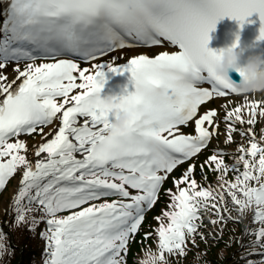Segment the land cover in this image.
Instances as JSON below:
<instances>
[{
	"label": "snow or ice",
	"instance_id": "6c2138e0",
	"mask_svg": "<svg viewBox=\"0 0 264 264\" xmlns=\"http://www.w3.org/2000/svg\"><path fill=\"white\" fill-rule=\"evenodd\" d=\"M253 13L264 22V0H9L0 22V191L22 170L15 199L18 219L24 220L20 205L25 197L50 217V234L44 233L47 264H124L121 253L141 227L146 208L157 202L168 175L196 157L214 134L210 128H218L217 111L201 114V106L236 93L230 77L215 73L218 51L208 46L210 33L225 16L243 28ZM258 39L264 40V23ZM137 45L178 50L142 54L120 66L95 65L92 74L72 59H58L75 54L95 60ZM41 57L54 62L35 64ZM25 59L32 63L24 69L17 64L11 80L3 73L9 62ZM109 71L131 72L135 84V91L117 99L121 110L135 108L138 119L119 134L109 133L115 117L101 95ZM76 89L81 91L73 94ZM245 107L249 125L255 123L257 108L264 116V101L245 99L225 116L230 122L226 142L232 141V123L245 122ZM56 120L60 126L46 132ZM189 123L195 124L196 135L182 133ZM22 134H39L43 140L34 151L35 163L21 154L28 151L26 141L18 139ZM12 137L17 139L10 142ZM238 151L236 163L244 170L226 182L228 195L241 210L254 204L255 219L264 224V136L258 141L253 135L250 146L241 144ZM208 159L217 171L229 170L222 154ZM195 167L189 165L175 181L178 194L169 190L174 210L163 213L169 223L158 229L160 260L165 252L183 254L186 238L195 242L202 226L199 209H215L223 219L220 207L208 203L216 199L212 190H197L190 178ZM218 195L224 200L223 193ZM110 196L120 199L95 203ZM256 235V243L264 242V227Z\"/></svg>",
	"mask_w": 264,
	"mask_h": 264
},
{
	"label": "rangeland",
	"instance_id": "374dc122",
	"mask_svg": "<svg viewBox=\"0 0 264 264\" xmlns=\"http://www.w3.org/2000/svg\"><path fill=\"white\" fill-rule=\"evenodd\" d=\"M158 50L161 51L162 48L155 47L154 49H150V48H147L144 46H142V47L136 46L133 48H129V50L123 49L120 51H116L114 54L111 55L110 59L107 61L105 60V58L102 59L103 61L99 64H105V63H112L113 64L114 63L113 61H115L113 59L127 58L128 55H131V54H134V55H137V54L155 55ZM124 55H125V57H123ZM127 60H128V58L121 61V62H126ZM46 61L47 60H43V59L35 60V64L45 63ZM28 63H32V61L9 62L6 66V68L3 69L2 71L11 80L14 75L15 76L17 75L16 72H14V68L17 66V64L20 65V68L24 69ZM99 64H97V65H99ZM88 66H89L88 69L90 71H89V73H86V74H91V73L95 72L96 70H98L95 68V64H91ZM79 82H81V81H79ZM79 91H81V90L76 89V90H74L73 94H76V92H79ZM254 95L255 94L239 95L238 97L237 96L235 97V95H232V96H229L227 98H225L226 96L223 98H215V100H214V103H215L214 106L217 107V109H219L220 120L218 122V127L220 128L223 126L222 127L223 129L219 130L217 132V135H215V131L213 129H211V131H213L214 134H213V137H212L210 143L207 146H211V147L215 148V150H217L218 152H220L222 154H224V153H228V155L230 154V156H228V157H224L222 155L224 163L229 166V170L226 173L224 172L223 168L221 170L217 171L215 169L214 162L209 161L207 163V161H206L207 158H203L202 159L203 162H200V160H196V162L198 163L199 170L201 169L200 171H203V173H204V179H205L204 183L206 185V187H204V188H210L213 192V196L216 197L215 200L210 199L208 201V203L210 205L211 204H217L218 207H220V209H221L222 215L225 214L223 212L228 211L226 213L227 215L232 214L233 217H235V215H239L241 218H245L247 222L258 223L259 221H257L255 219L256 206L253 204V205H250L249 207L241 210L239 208V206L235 205L232 202L231 197L228 195V186L226 183L227 181H234L236 176L239 173L243 172L244 169H243L242 163H240V164L236 163L237 157L241 154L238 151V149H239L241 144L244 145L245 148H247L248 146H246V145L250 144L249 143L250 141H249V139H247L245 137H246V135H248V137H249V135L253 136L254 134L253 135L248 134V132L246 131L247 130V124L245 125V122L244 123L234 122L232 124L236 125V126H232L235 129V131L232 132V141L226 142L227 141V135H228V127H229V125H227V124H229V122L223 119L224 115H226V113L223 110H227V112H228L229 108L230 107L235 108V107H232V105H234L238 102L240 104H244L245 99H247V101H249V102L253 101V100L257 101V99L264 101V92L257 95V96H254ZM61 99L62 98L57 99L58 102ZM210 105L211 104L206 105L205 107H207V109L206 110L203 109L202 113L212 109ZM242 116L243 117L248 116L247 109L244 108V110L242 112ZM255 116H258L261 119V121L255 120L254 129H255V131L260 132V133H258L260 136H264V132H263L264 131V116H261L259 114V108H257ZM216 122H217V118H216ZM192 124H193V126H192L193 134H191V135H196L197 133L195 130V124L194 123H192ZM189 128H190V126H189ZM47 130H48V128H45V131H47ZM181 131L183 134H185V130L181 129ZM255 134H257V133H255ZM258 134H257V136H255V135L254 136L259 141L261 137H259ZM187 135H189V134H187ZM50 137L51 136L47 137V139H49ZM16 139H17V137H12L10 142H14ZM18 139H22V140L26 141V143H27V148H28L27 153H24L22 151L21 154L27 155L28 159L30 161H32L33 163H35V160L37 159V157H35L34 151L38 147V145L43 142L41 136L39 134H32V135L22 134L20 137H18ZM245 141H249V142L245 143ZM216 154L218 156L221 155L219 153H216ZM209 163H211L212 167L210 168V167L206 166V169H207L206 170L205 165H208ZM189 164H192V163L189 161V162H187V164H183L185 166L181 167L182 174H181L180 170H177L174 173L168 175V177L165 181L164 190L161 194L160 199H165L164 196L167 195V201L166 202H167V206H168L167 209L168 210L166 212L174 210L173 208L170 207V205L172 204V195L169 193V190H171V193H175V186H176L175 181L180 179L182 177V175L185 174L186 167ZM195 172H196V169H195ZM192 174H194V173H192ZM192 174H190V178H192ZM21 178H22V170H18L17 173H15L12 177H10L8 179V181L6 182L5 188L2 191H0V243H2V244H3V242H2L1 237L4 236V235H2V233L6 230V226L9 222V219L11 218L10 211L13 208V206L15 208L14 210L16 211L15 216L17 215L16 217L18 219L17 208L19 206L15 203V199L19 195V191L22 187V185L20 183ZM250 183L252 184V186H256L255 181H252ZM221 185H223V187H221ZM180 187L181 188L186 187V184H183ZM131 191L133 193L136 192L135 189H131ZM33 193H34V190H33ZM220 193H223L224 200L219 199L218 194H220ZM177 194H178V188H177ZM239 198L244 199L242 195H239ZM105 199L108 201H111V200H115V199H120V197L110 196V197L102 198L100 201H95V203L103 202ZM224 202L227 205L230 202H232L233 205H231V206L232 207L235 206V209H232V208L230 209V207L225 205ZM20 206H22L24 209V211L21 213L24 216V220L21 221L18 219L22 223L26 222V220H31L34 222H36L38 220L39 221L45 220L47 222V219L50 218L46 215L42 206H40L36 202L30 203L27 197H25L21 201ZM225 206H226V210H224ZM199 213L202 216V226L199 229V232H198L199 235H197V234L195 235V237H194L195 242L194 243L192 242V238L191 239L186 238V245L184 246V253L182 254L179 251H176V252L180 253L182 257H184V256L187 257L189 255V252H191L192 248H194L196 246V244H198V243H205L206 245L210 246V244H209L210 239H212L214 241L220 239L221 237H223L224 231L227 229L226 223H224L220 220V216H218L216 214L215 209L210 208L209 210L206 211L203 208H201V209H199ZM67 214L68 213H60L58 215H67ZM158 217H161L162 219H157ZM230 218H232V217H230ZM145 220L148 221V225L145 226L138 235L131 237V244H132L131 252L128 255V261L125 262L124 264H130L131 260H133V262L135 264H140V260L143 257V253H144L145 249L150 248L156 253L159 250V247L157 246V244L159 242L158 229H159L161 223H163L164 225L168 224L167 223L168 218L166 216H163V214H161V213H156L153 210L152 211L149 210L146 214ZM214 220L217 221V223L213 224L211 222ZM219 221H221V222L219 223ZM261 227H264V224L260 223L259 225L255 226L254 231L257 232V230H259ZM49 228H50V226H49ZM200 234H202V235H200ZM253 234L256 235V233H253ZM256 238L258 239L257 235H256ZM243 240H244V234L242 233L239 237V243H241ZM213 244L214 245L210 246V249H209L211 254H214L215 251H218L221 254L215 253L216 255L224 256L227 253V251H225V250H224V252L221 251V249L223 247H221L219 245H215V243H213ZM261 244L263 245L262 251H264V242H262ZM188 245H189V248L187 247ZM46 247H48V243H47ZM123 254H124V252L121 253V256ZM159 254L160 253H158V255ZM49 258H50V256H49Z\"/></svg>",
	"mask_w": 264,
	"mask_h": 264
},
{
	"label": "trees",
	"instance_id": "16d2710c",
	"mask_svg": "<svg viewBox=\"0 0 264 264\" xmlns=\"http://www.w3.org/2000/svg\"><path fill=\"white\" fill-rule=\"evenodd\" d=\"M213 148H208L202 153L201 159L206 158L212 152ZM196 181L199 186L204 184V176L201 172H196ZM165 199H160L157 206L154 208L156 213H165L168 209L167 195ZM14 206L11 209V218L7 224V229L2 233L1 239L3 248L0 249V264H47L49 258V248L46 247L48 240L44 233L50 234V228L47 222L31 221L20 222L15 216L16 211ZM38 216V215H37ZM223 222L226 223V230L223 237L218 240L210 239V246L219 245L223 247L222 252L227 251L224 256L215 251L211 254L210 246L205 243H198L187 257H182L180 253L174 250L172 253L165 252L164 259L160 260V264H260L264 260V256L260 253L263 245L256 243L257 238L254 231L258 223H246L245 218L239 215L230 218L227 215L223 216ZM148 225L145 222L143 227ZM246 226L245 230L244 227ZM244 234V240L239 243V237ZM189 248V245L187 246ZM49 259V260H48ZM137 260V259H136ZM130 264H135L131 260Z\"/></svg>",
	"mask_w": 264,
	"mask_h": 264
},
{
	"label": "clouds",
	"instance_id": "9594fccd",
	"mask_svg": "<svg viewBox=\"0 0 264 264\" xmlns=\"http://www.w3.org/2000/svg\"><path fill=\"white\" fill-rule=\"evenodd\" d=\"M245 50L236 41L221 49L214 63L216 75L229 77L232 71L243 70L244 75L237 84L236 94L248 95L257 92H264V52H254L247 56V61L243 65L241 60ZM127 88H123L120 93H109L102 96L104 102L110 106L111 112L115 117L112 119L109 133L119 134L128 130L132 122L138 119L135 108L121 110L118 97L124 95ZM140 264H160L159 255L152 249L144 250Z\"/></svg>",
	"mask_w": 264,
	"mask_h": 264
},
{
	"label": "bare ground",
	"instance_id": "6f19581e",
	"mask_svg": "<svg viewBox=\"0 0 264 264\" xmlns=\"http://www.w3.org/2000/svg\"><path fill=\"white\" fill-rule=\"evenodd\" d=\"M0 5L2 6V1L0 0ZM1 17H2V14H0V20H1ZM1 22V21H0ZM2 33H0V38H2ZM141 46V45H140ZM158 47H160V48H162L163 49V51H169V52H172V51H176V50H178L177 49V47L176 46H170V45H168V46H158ZM133 57H135V56H133ZM133 57H131V58H133ZM130 58V59H131ZM129 59V60H130ZM128 60V61H129ZM127 61V62H128ZM126 62V63H127ZM19 67H20V65H19ZM22 69V68H21ZM94 73V72H93ZM92 74V73H91ZM15 76V75H14ZM13 76V77H14ZM12 77V78H13ZM21 81H18L17 82V84H19ZM14 87H15V85H14ZM261 93H263V92H257V93H255V95L254 96H257V95H259V94H261ZM60 124H61V122L59 121V120H56V121H54V123H53V125H50V126H48V129L49 128H52V127H57L58 128V126H60ZM215 129H219V127L218 128H215ZM48 131V130H47ZM46 131V132H47ZM52 137H50L49 139H51ZM77 158H81V156H80V154H77Z\"/></svg>",
	"mask_w": 264,
	"mask_h": 264
}]
</instances>
